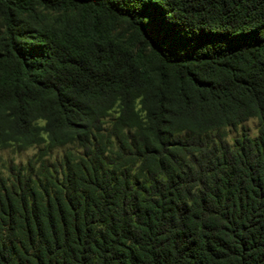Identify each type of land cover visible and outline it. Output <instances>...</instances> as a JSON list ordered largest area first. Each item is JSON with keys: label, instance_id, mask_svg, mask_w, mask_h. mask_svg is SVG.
<instances>
[{"label": "trees", "instance_id": "16d2710c", "mask_svg": "<svg viewBox=\"0 0 264 264\" xmlns=\"http://www.w3.org/2000/svg\"><path fill=\"white\" fill-rule=\"evenodd\" d=\"M0 20V153L43 146L0 168V264H264V0H0Z\"/></svg>", "mask_w": 264, "mask_h": 264}, {"label": "rangeland", "instance_id": "374dc122", "mask_svg": "<svg viewBox=\"0 0 264 264\" xmlns=\"http://www.w3.org/2000/svg\"><path fill=\"white\" fill-rule=\"evenodd\" d=\"M58 19V14L44 11L40 8L36 9V11L33 13L31 17V22L39 23H46V22H52ZM0 30H1V20H0ZM127 34V28L123 24H118L115 26V29L113 31V35L117 39H121ZM257 121L256 120H250L243 124L241 127H239L237 130H228V136L226 138L227 142L230 145H233L236 138L241 137L242 135H248L250 138H256L257 137ZM43 146H35L32 148H29L25 151H15L13 149H9L6 151H3L0 153V168L2 166L8 167L13 165H25L28 161L34 160L38 154L39 151L42 149ZM62 150H54L52 152L50 161L55 159H60L62 156ZM4 169V168H3ZM2 169V170H3ZM5 173V170H3Z\"/></svg>", "mask_w": 264, "mask_h": 264}]
</instances>
